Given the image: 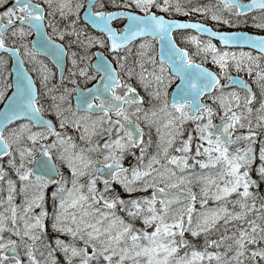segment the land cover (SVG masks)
<instances>
[{
	"label": "snow or ice",
	"instance_id": "1",
	"mask_svg": "<svg viewBox=\"0 0 264 264\" xmlns=\"http://www.w3.org/2000/svg\"><path fill=\"white\" fill-rule=\"evenodd\" d=\"M217 5L14 0L0 11V49L17 64L0 85V264H264V35L170 18L264 30V0ZM186 28L199 30L179 34L192 52L173 31ZM214 37L259 51L220 50ZM43 56L61 69L56 83Z\"/></svg>",
	"mask_w": 264,
	"mask_h": 264
},
{
	"label": "flooded vegetation",
	"instance_id": "2",
	"mask_svg": "<svg viewBox=\"0 0 264 264\" xmlns=\"http://www.w3.org/2000/svg\"><path fill=\"white\" fill-rule=\"evenodd\" d=\"M14 2V0H0V11H2L4 8H6L8 5L12 4ZM37 2H42V0H37ZM73 2H75V0H73ZM259 10H253L249 13H246L245 15L249 18V20L251 19V16L253 15H256L258 14ZM228 14V13H227ZM46 23V21H45ZM81 23L83 24V21L81 20ZM225 25V26H223ZM250 26H253L251 23H248V24H240V25H236V26H233V25H226V24H222V27H224V29L226 30H235V29H244V28H247L249 31L251 32H254V33H264V30L263 31H260L259 29H256V28H251ZM50 32V29L48 30ZM32 36H33V33L31 35H29L27 37V39L29 41H31L32 39ZM53 39H56V40H59L61 43H64L65 46H67V37H65L64 40H60L59 37H55L53 36ZM10 39H9V43H10ZM18 45H19V41H18ZM23 52V49L21 48V53ZM5 54V53H4ZM0 54V56H4L7 60H8V63L6 66H3V67H0V85L4 84V79H3V72H4V69L6 68L8 70V82H11V60L7 57L8 55L7 54ZM42 59H44L43 57H41ZM45 63L48 64L49 68L52 70V73H53V79L51 81V83H56V81L59 79V75H58V70L57 68L53 65V63L47 59H44ZM25 66L28 68V69H31V64L28 63L27 60H25ZM69 61H67V65H66V68L64 70V75L67 76L69 75ZM32 74V73H31ZM37 85H38V80L36 81ZM65 84H67L69 87H71V84L70 82L68 81H65L64 82ZM106 137H103L102 139H104Z\"/></svg>",
	"mask_w": 264,
	"mask_h": 264
},
{
	"label": "rangeland",
	"instance_id": "3",
	"mask_svg": "<svg viewBox=\"0 0 264 264\" xmlns=\"http://www.w3.org/2000/svg\"><path fill=\"white\" fill-rule=\"evenodd\" d=\"M161 2H162V0H161ZM180 2L182 3V4H184V5H187V6H189V7H192V5H191V3H190V1L189 0H180ZM172 15H175V16H180V17H184V16H191V17H193V18H201L200 16H205V17H208V18H210L209 16H206L204 13H202V12H194V11H189L187 14H185V13H172ZM203 19H207V18H203ZM208 20V19H207ZM222 24H224L223 22H222ZM251 28H256V29H259V28H257V27H254V26H250ZM260 31H263L262 29H259ZM98 46V45H97ZM99 47V46H98ZM96 48V47H95ZM103 49V48H102ZM135 54H136V49L135 48H132V54H131V56L129 57V59H131V60H134L135 59ZM207 64H209L210 66H213V67H215V69L216 70H218L219 69V66L218 65H216V64H214L213 62H212V60H210V59H207ZM262 67H264V66H262ZM231 72H237V70L235 69V68H232V69H230V73ZM246 74H247V72L246 71H244ZM256 73H255V70L253 71V73H252V75H255ZM133 83L135 84L136 83V81H135V79H133ZM170 86V85H169ZM139 88V87H138ZM257 89V88H256ZM141 90H142V92H143V94H145L144 93V91H143V89L141 88ZM258 90V89H257ZM258 92H259V90H258ZM146 95V94H145ZM146 98H147V96H146ZM146 107H148V106H146ZM253 123H255V120L253 121ZM192 126V124H190V122H187V125H186V127H191ZM147 131L149 132V128H148V126H147ZM70 132V131H69ZM72 132V131H71ZM150 132H151V136H152V140H153V144L155 145V141H156V132H155V127L153 126L152 128H151V130H150ZM6 195V194H5ZM4 195V196H5ZM5 235H8L7 233H4Z\"/></svg>",
	"mask_w": 264,
	"mask_h": 264
}]
</instances>
